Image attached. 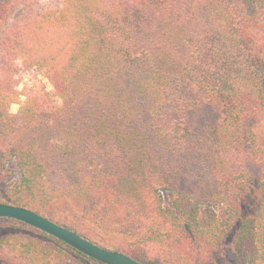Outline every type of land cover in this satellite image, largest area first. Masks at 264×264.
<instances>
[{
	"label": "trees",
	"instance_id": "1",
	"mask_svg": "<svg viewBox=\"0 0 264 264\" xmlns=\"http://www.w3.org/2000/svg\"><path fill=\"white\" fill-rule=\"evenodd\" d=\"M0 191L145 264H264V0H0ZM0 264L106 263L1 217Z\"/></svg>",
	"mask_w": 264,
	"mask_h": 264
},
{
	"label": "water",
	"instance_id": "2",
	"mask_svg": "<svg viewBox=\"0 0 264 264\" xmlns=\"http://www.w3.org/2000/svg\"><path fill=\"white\" fill-rule=\"evenodd\" d=\"M1 217H11L31 224L32 226L56 236L88 256L106 264H145L128 254L94 243L73 230L27 207L0 202V218Z\"/></svg>",
	"mask_w": 264,
	"mask_h": 264
},
{
	"label": "rangeland",
	"instance_id": "3",
	"mask_svg": "<svg viewBox=\"0 0 264 264\" xmlns=\"http://www.w3.org/2000/svg\"><path fill=\"white\" fill-rule=\"evenodd\" d=\"M59 0H39V4L42 7H48V6H56L58 5ZM40 84V85H44L46 86L47 90L51 91L53 89L52 84L48 81V79L44 78V76H42L38 70L36 69H30V70H24L21 73V83L19 85V89L20 90H24L25 86L30 85V84ZM22 98H24V96H22ZM19 104L18 103H13L11 105V112L12 113H17L18 109H19ZM201 118V114L200 113H192L190 115V120L191 122L194 123H198V119ZM183 188L185 190H187L188 192H192L193 191V187L192 185H189L187 182H184L182 184ZM0 197L5 198L4 194L0 191ZM107 245V244H104Z\"/></svg>",
	"mask_w": 264,
	"mask_h": 264
}]
</instances>
